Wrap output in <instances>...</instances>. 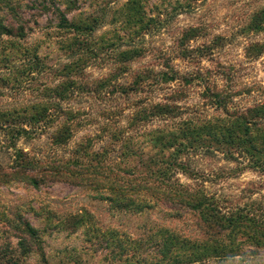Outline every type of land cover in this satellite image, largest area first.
<instances>
[{
    "label": "rangeland",
    "instance_id": "1",
    "mask_svg": "<svg viewBox=\"0 0 264 264\" xmlns=\"http://www.w3.org/2000/svg\"><path fill=\"white\" fill-rule=\"evenodd\" d=\"M263 11L264 0H0V164L12 174L24 153L37 167L0 178V264H171L168 232L181 254L196 248L184 241L228 245L185 264H264V242L209 227L153 175L264 221V112L247 123L264 103ZM166 63L177 78L155 81ZM157 104L175 113L153 115Z\"/></svg>",
    "mask_w": 264,
    "mask_h": 264
},
{
    "label": "trees",
    "instance_id": "2",
    "mask_svg": "<svg viewBox=\"0 0 264 264\" xmlns=\"http://www.w3.org/2000/svg\"><path fill=\"white\" fill-rule=\"evenodd\" d=\"M263 16L262 20L264 21V11L258 15ZM262 22H259L255 25V27H261ZM200 51V50H195ZM203 52V51H202ZM194 51H186L185 54L187 57L191 58L193 57ZM168 63H166V66ZM168 71H160L155 74V81H160V82H167L169 80H174L177 78V72L174 69H171L168 67ZM186 81L189 80V78H185ZM138 84H135L134 86L130 87L131 90L137 89ZM216 103L220 106L224 103L223 97L219 94L216 95ZM176 107L170 104H157L156 106L153 107L152 114H173L175 113ZM264 112V103L258 106H255L254 108L248 109L247 110V123L249 124H254L256 123V120L258 117ZM8 128H12L11 126H8ZM11 131H17V134L20 132H23V129H10ZM228 132V131H227ZM183 134V135H182ZM181 135L185 138H188L189 132L182 133ZM251 134V128L249 126L246 135L248 136L247 138V143L250 145V152L253 154H258L260 153L259 148L256 147L253 143V140L250 138ZM175 138H178L175 135ZM191 141V136L189 137ZM179 149H182V146H178ZM173 164V163H171ZM170 164V165H171ZM14 171L12 174L19 176V174H22L23 169H31L35 170L37 167H35L34 162L29 160L28 157H26V154L21 153L17 156L15 160V165L13 166ZM56 169H61V168H56ZM11 173H8L4 170V168L0 164V178H9L12 175ZM156 178L164 181H168L167 187L173 193V196H176V194H181L183 197L186 198V203L187 205L195 211H199L201 215L204 217V221L208 224L209 227H214L218 226L220 227L224 232L230 231L231 235H236L243 233L244 236L247 237L248 242H257L261 243L264 242V221L258 219L254 214L251 213H229L224 212L222 209H220L215 203L212 201L204 198L203 196H198L196 194H192L187 192V190L184 189L183 185L180 183H170V179H165L166 174H163V172H160V175H155ZM162 175V176H161ZM162 177V178H161ZM24 181L34 185V186H39L40 180L35 177V176H25ZM161 181V182H162ZM123 190V189H122ZM133 190V189H132ZM124 191V190H123ZM188 194V195H187ZM25 230L26 232L32 237V238H37L38 236V230L31 226L29 223L25 224ZM173 240H175L174 236H172L171 233L168 232L167 236L165 237V242L162 245V249L160 250L163 256H165V260H170L171 264H185V263H190L194 262L197 259H201L204 254L207 252L210 253V248L213 247L214 251L216 254H222L226 256L228 254V245L224 243V241H219L216 240L214 246H203L197 247V245H192L191 243H188L187 241H184L182 243V246L185 245H190L189 248H193L196 246V248L191 250V253H186L185 249L184 252L181 254L180 247L176 245V242L173 243ZM186 248V246H185Z\"/></svg>",
    "mask_w": 264,
    "mask_h": 264
}]
</instances>
